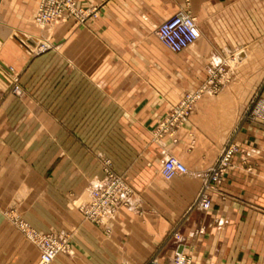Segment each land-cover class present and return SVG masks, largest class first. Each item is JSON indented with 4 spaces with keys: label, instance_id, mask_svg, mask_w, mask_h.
<instances>
[{
    "label": "crops",
    "instance_id": "obj_1",
    "mask_svg": "<svg viewBox=\"0 0 264 264\" xmlns=\"http://www.w3.org/2000/svg\"><path fill=\"white\" fill-rule=\"evenodd\" d=\"M76 1L101 14L89 26L63 24L57 52L78 83L64 85L58 104L38 89L11 93L9 67L24 79L47 57L36 54L40 0H0V264L40 257L10 208L40 232L68 234L69 251L50 264H166L177 253L264 264V0ZM181 11L200 36L173 52L156 30ZM189 94L198 97L186 118L163 131ZM104 144L132 189L109 226L78 209L105 176ZM228 144L231 165L213 180ZM169 155L188 172L165 179Z\"/></svg>",
    "mask_w": 264,
    "mask_h": 264
},
{
    "label": "built area",
    "instance_id": "obj_2",
    "mask_svg": "<svg viewBox=\"0 0 264 264\" xmlns=\"http://www.w3.org/2000/svg\"><path fill=\"white\" fill-rule=\"evenodd\" d=\"M42 0L40 8H43ZM69 11L77 10L75 0H66L65 3ZM40 9V10H41ZM79 13L84 16L96 15V8L78 7ZM41 16H38L40 19ZM159 40L171 51L182 52L191 46L200 36L196 18L190 13L181 11L171 16L169 19L161 23L156 30ZM212 85L216 87V83ZM13 91L19 93V87L14 86ZM198 94H189L185 97L180 107L172 113V115L161 123L162 130L169 129L173 124L185 119L189 113L192 103L196 100ZM264 110V104L261 102L258 112ZM236 145L232 144L225 148L221 159L210 169L212 171V179L216 180L224 166L230 161ZM187 166L178 158L169 155L163 162L161 173L167 180L179 174H186ZM132 189L124 180L114 173L110 168L105 170V176L102 180L90 186L89 193L85 200L79 203L78 209L83 216L97 225L109 226V222L114 212L121 206L130 204ZM209 200L205 194L199 199V206L204 209L209 208ZM11 220L20 231L28 237L40 250V257L37 264H50L60 253H67L70 249V243L65 235L61 234H44L35 230L27 221L19 215L11 216ZM109 229V227H108ZM166 264H197L189 256L183 253L175 254Z\"/></svg>",
    "mask_w": 264,
    "mask_h": 264
},
{
    "label": "rangeland",
    "instance_id": "obj_3",
    "mask_svg": "<svg viewBox=\"0 0 264 264\" xmlns=\"http://www.w3.org/2000/svg\"><path fill=\"white\" fill-rule=\"evenodd\" d=\"M41 2L42 0H40L37 12L34 15V21L36 22L40 30L39 33L40 44L39 47L36 49V54L38 55V57L43 56L47 58H45V60H43L42 63H39L33 68L30 69L28 68L25 71L27 74L24 79L22 78L23 73L21 72L15 73L13 76V80L10 83V91L15 96L22 97L25 93L26 88H33L36 90L38 89L40 98H42L44 102L50 100V98L52 101V98H54L55 103L61 104V99H62L61 89L64 87V85L78 83L77 79L76 80L72 78L69 79L70 72H74L77 69H72L70 68L69 64L62 63L61 62L62 57L57 52L58 44H60L63 39V34H62L63 24L69 22L70 25H72L71 27L73 29H76L79 26L92 25V23L100 17L101 6L95 7L96 15L84 16L81 13H79L78 7H83L86 9H88L89 7L81 6L77 1H76L77 10H73V11L72 10L69 11L67 9L65 5L66 0H46L44 2L42 9L40 8ZM38 16H41L40 19L38 18ZM14 86L19 87L20 90L19 93L13 91ZM262 103L264 104V101H262ZM230 145L232 144L226 145L225 148H228ZM109 147L110 145H106V144L102 145L103 153L107 154L106 156L104 155L102 161L104 171L107 168H110L112 170V166H111L112 161L108 155L110 152ZM221 156L219 159H221ZM219 159L216 161V164L218 163ZM231 162H232V158L224 166L225 167L224 169L230 166ZM120 177L123 179L122 176ZM6 215L10 220H11V216H16V215H19L24 219L22 212L17 208L8 209ZM40 233H44V232H40ZM50 233L61 234L58 233L57 231L45 232L44 234H50ZM65 235L67 236L70 243V238L68 234L65 233Z\"/></svg>",
    "mask_w": 264,
    "mask_h": 264
},
{
    "label": "bare ground",
    "instance_id": "obj_4",
    "mask_svg": "<svg viewBox=\"0 0 264 264\" xmlns=\"http://www.w3.org/2000/svg\"><path fill=\"white\" fill-rule=\"evenodd\" d=\"M2 63V62H1ZM7 71V70H6ZM9 73L12 74V76L15 74L16 69H14V67H9L8 69Z\"/></svg>",
    "mask_w": 264,
    "mask_h": 264
},
{
    "label": "water",
    "instance_id": "obj_5",
    "mask_svg": "<svg viewBox=\"0 0 264 264\" xmlns=\"http://www.w3.org/2000/svg\"><path fill=\"white\" fill-rule=\"evenodd\" d=\"M0 77H3L1 73H0Z\"/></svg>",
    "mask_w": 264,
    "mask_h": 264
}]
</instances>
